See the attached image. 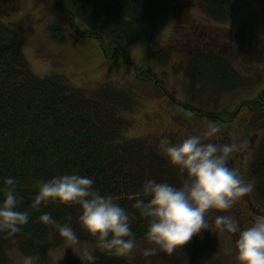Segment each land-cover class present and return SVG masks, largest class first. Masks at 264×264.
<instances>
[{"label": "trees", "instance_id": "1", "mask_svg": "<svg viewBox=\"0 0 264 264\" xmlns=\"http://www.w3.org/2000/svg\"><path fill=\"white\" fill-rule=\"evenodd\" d=\"M42 1L50 3L56 14L50 16L51 24L47 29L55 43L65 45L69 41L94 40L105 61L121 58L123 63L131 65L136 80L152 86L153 97L174 100L157 74L136 66L128 57L129 47H140L147 63L162 68L171 63L170 50L153 54L150 46L156 37L158 22L171 8L170 0ZM197 1L201 13L218 22L227 20V14L234 8V0ZM257 8V13L236 30L235 33H239L236 39L250 45L257 42L264 47V0H257ZM58 13L66 15L67 25L59 26L57 21H52ZM5 16L0 10V187L8 177H15L17 192L22 197L19 210H27L30 219L14 237L0 234V264H9L8 253L13 247L24 257L48 261L51 251L65 245L53 225L39 221V216L45 212L51 213L59 223H70L80 244L95 246L92 251L97 257L96 264H131L126 258L105 255L97 248L95 238L81 229L77 208L57 203L41 205L38 210L33 208L39 183L73 172L91 177L94 188L102 195L113 196L132 214L131 227L136 241L146 244L147 220L133 207L136 194L142 192L146 180L179 187L182 176L160 151L124 137L121 117L115 110L127 105L129 99L125 92H108L107 104H103L99 97L90 99L87 93L61 75L37 76L23 54L19 31L7 23ZM185 58L180 66H172V72L181 73L180 87L184 85L188 96L193 99L207 97L218 104L228 100L231 104L229 108H216L212 104L199 107L201 113L193 105L186 107L188 101L175 100L185 115L199 123H215L224 131L228 128L227 134L221 131L225 135L222 142L219 135L213 138L218 144L228 143L232 136L235 137V123L242 118V110L249 115L245 136L250 130L262 133L249 154L236 153L232 157L239 156L242 162L247 161V170L241 176L254 184L253 197L263 206L264 80L250 75L257 61L247 62L249 72H245L242 62L234 65L230 59H223L214 54L213 49L206 50L203 46L189 50ZM129 95L133 97L136 92L130 89ZM174 133L179 136L178 132ZM232 157L228 166L240 173L245 163L240 169L241 165L236 164L239 158ZM182 249L187 252L185 260L188 263L209 262L210 251L203 244L202 235L194 237ZM149 259L151 264H162L155 256L144 258L145 264ZM177 260L181 259L177 257ZM65 264L88 262L74 258Z\"/></svg>", "mask_w": 264, "mask_h": 264}, {"label": "rangeland", "instance_id": "2", "mask_svg": "<svg viewBox=\"0 0 264 264\" xmlns=\"http://www.w3.org/2000/svg\"><path fill=\"white\" fill-rule=\"evenodd\" d=\"M170 1L171 8L158 22L156 37L150 46L153 54L165 49L170 50L172 52L171 63L165 65L164 68L146 64L140 47H129L128 57L136 66L151 69L157 74L156 77L161 82L164 81L163 85L174 100L153 97L152 86L147 82L136 80L132 74L131 65L123 63L121 58L105 61L94 40H84L81 43L80 40L75 43L69 41L65 45L55 43L47 30L51 24L50 16L56 15L50 3L42 0H0V10L3 15H7L4 17L7 23H11L19 31L22 37L23 54L37 76L61 75L71 85L85 91L90 99L99 97L103 104H107L108 92L120 94L125 92V97L129 99L127 105L125 107L120 106L115 110V114L121 117L119 121L124 128V137L141 141L159 152L158 141L160 137L166 136L175 142V140L185 137L186 133H189L188 135L200 134L208 126L205 122L199 123L197 122L199 120L185 115L180 103L175 102V100L181 101V103L188 101L186 107L193 105L197 108L196 110L210 104L216 108L231 107L228 100L223 104H218L207 97L202 99L190 98L184 90V85L180 87L181 73L173 74L172 66L178 67L183 64L189 50H194L198 46H203L206 50L213 49L214 54L226 60L230 59L234 65H241L240 62H242L244 66L242 69L245 72H249L250 65L248 63L257 61L255 63L258 64L254 65L250 75L264 80V47L257 42L250 45L249 42L237 40L236 37L239 33H235L244 21H249L252 15L257 13L255 12L258 9L257 0H234L233 11H229L228 19L222 22L205 17L200 11L197 0ZM53 18L52 21H57L59 26L67 25L68 21L65 14L58 13L57 17ZM105 88H109V90L107 91ZM130 89L136 92L133 97L129 95ZM199 111L203 113V111ZM241 112L242 118L235 123L237 125L235 137L232 136L228 143L245 139L248 142L247 146L254 140L257 144L262 133L257 130H250L249 134L245 136L249 115L246 110ZM179 129L182 130L178 131ZM174 132H178L179 136L174 135ZM224 133H228V128H225ZM219 136L222 137L220 139L222 142L225 135L221 132ZM232 158H239L236 162L237 165L245 163V168L244 165L239 167L240 169L241 167L244 168L240 171V174L243 175L247 170V161L242 162V157L239 156ZM246 199L252 202V205L257 209H250V205L247 207L234 206L235 216L243 217L245 222L259 219L261 213H264V205L262 206L254 199L253 193H250ZM252 223L249 222L247 226ZM209 232L211 236L205 241L207 250L212 253V248L218 247V252L216 251L218 258H215L214 264H238L235 245L230 242L229 236L210 223L208 231L199 234L202 235L203 241ZM211 241L213 244H210ZM223 242L225 243L223 244ZM137 245V248L133 250L132 257L126 259L131 264H144L146 257L143 256V249L147 246V242L146 244L137 243ZM81 248H88L92 251L95 246L90 243H83L71 249L67 248V245H63L51 251L48 261L34 260V264H65L74 258H82ZM175 253L176 255L172 254L174 256L157 254L155 257L161 260L162 264L192 263L185 260L187 252L184 249ZM177 257L181 260H177ZM23 258L24 256L20 255L15 247L9 250V264H22Z\"/></svg>", "mask_w": 264, "mask_h": 264}, {"label": "clouds", "instance_id": "3", "mask_svg": "<svg viewBox=\"0 0 264 264\" xmlns=\"http://www.w3.org/2000/svg\"><path fill=\"white\" fill-rule=\"evenodd\" d=\"M221 131L219 125L211 123L202 133L186 135L177 142L166 136L159 138V151L183 179L179 187L149 179L144 182L142 192L136 194L133 207L147 220L144 257L171 256L214 223L220 231L236 234L238 264H264V217L241 229L230 214L254 189L252 182L228 166L230 158L245 150L248 142H213ZM93 185L91 177L76 172L55 176L39 183L32 207L38 210L41 205L57 203L77 208L81 229L95 238L101 252L131 258L138 246L131 227L132 214L113 196L102 195ZM0 193L3 195L0 234L14 237L29 223L30 213L19 210L22 197L17 192L15 177L4 181ZM38 219L44 225H53L67 248L80 246L70 223H59L49 212L42 213ZM80 251L88 264H96L93 251L88 248ZM22 264H34V258L25 256ZM146 264H151V260H146Z\"/></svg>", "mask_w": 264, "mask_h": 264}, {"label": "flooded vegetation", "instance_id": "4", "mask_svg": "<svg viewBox=\"0 0 264 264\" xmlns=\"http://www.w3.org/2000/svg\"><path fill=\"white\" fill-rule=\"evenodd\" d=\"M255 143H256V140H254V141H252V142H250V145H248L247 147H246V151L245 152H242L241 154H249L251 151H252V149H253V147H254V145H255ZM246 197L247 196H245L244 198H242V202H240V203H238L237 205H235V207H237V206H243V207H247V206H249L250 205V209H257V207H254L253 205H252V202H250V201H248L247 199H246ZM236 210L235 209H233V210H230V214L231 215H233V217L237 220V222H238V224H239V226L241 227V229H244V228H247L248 226H247V224L249 223V222H254V221H248V222H245L244 221V218L243 217H241V216H239V215H236L235 216V212ZM212 212L213 213H215V210H212ZM215 214H221V213H215ZM260 218L261 217H264V213H261V215L259 216ZM254 220V219H253ZM213 224V226H215L214 225V223H212ZM250 226V225H249ZM216 227V226H215ZM224 232V234H226L227 236H229V238H230V242L232 243V244H234L235 245V239L237 238L236 237V234H231V233H228V232H226V231H223ZM210 236H211V233L209 232L208 234H207V236H205L204 237V241H203V244H205V241L207 240V239H209L210 238ZM219 240H220V237H219ZM222 240H223V238H222ZM219 243V241L217 242V244ZM225 242H223V244H224ZM210 244H213V242L211 241L210 242ZM215 244V243H214ZM212 253H209V262L208 263H210V264H214V262L216 261V259L215 258H218V247L217 246H215V247H213L212 248ZM217 251V252H216ZM196 261H194V262H192L191 264H198V263H195Z\"/></svg>", "mask_w": 264, "mask_h": 264}]
</instances>
